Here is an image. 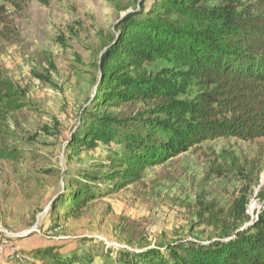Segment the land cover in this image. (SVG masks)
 <instances>
[{"label":"trees","instance_id":"trees-1","mask_svg":"<svg viewBox=\"0 0 264 264\" xmlns=\"http://www.w3.org/2000/svg\"><path fill=\"white\" fill-rule=\"evenodd\" d=\"M146 2L116 24L84 110L87 122L67 139L68 150L93 149L99 157L53 200L52 211L65 219L81 217L92 201L203 142L264 137V0ZM24 96L0 71V113L22 109ZM208 222L218 235L207 244L177 240L137 248L132 239L109 246L82 236L21 253L42 264H92L98 255L106 264H264V206L254 219L246 208L227 219L211 210Z\"/></svg>","mask_w":264,"mask_h":264},{"label":"rangeland","instance_id":"rangeland-1","mask_svg":"<svg viewBox=\"0 0 264 264\" xmlns=\"http://www.w3.org/2000/svg\"><path fill=\"white\" fill-rule=\"evenodd\" d=\"M46 1L0 0V71L26 102L0 113V152L9 154L0 157V264H42L21 250L82 236L109 246L132 239L137 248L177 240L207 244L218 235L209 226L211 210L227 219L246 208L255 218L264 206V137L203 142L146 169L141 181L92 201L79 218L52 211L65 183L99 157L93 149L68 150L67 139L87 122L84 110L116 24L142 0ZM51 222L55 228L46 231ZM92 264H106L105 256Z\"/></svg>","mask_w":264,"mask_h":264},{"label":"built area","instance_id":"built-area-1","mask_svg":"<svg viewBox=\"0 0 264 264\" xmlns=\"http://www.w3.org/2000/svg\"><path fill=\"white\" fill-rule=\"evenodd\" d=\"M254 219V218H253ZM252 222V220L250 221V223Z\"/></svg>","mask_w":264,"mask_h":264}]
</instances>
